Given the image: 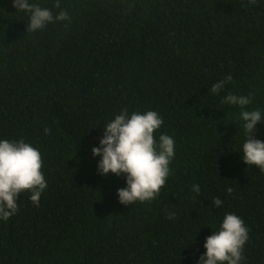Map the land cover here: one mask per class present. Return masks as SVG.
Here are the masks:
<instances>
[{
  "label": "trees",
  "instance_id": "16d2710c",
  "mask_svg": "<svg viewBox=\"0 0 264 264\" xmlns=\"http://www.w3.org/2000/svg\"><path fill=\"white\" fill-rule=\"evenodd\" d=\"M56 2L29 0L70 20L27 32L30 13L0 0V140L37 148L47 183L39 207L24 191L0 220V264H198L228 213L248 229L240 264H264V172L223 102L251 93L244 110L264 120V0ZM125 108L157 112L155 139L175 141L159 194L127 206L125 175H100L91 152ZM252 136L264 142V121Z\"/></svg>",
  "mask_w": 264,
  "mask_h": 264
},
{
  "label": "clouds",
  "instance_id": "9594fccd",
  "mask_svg": "<svg viewBox=\"0 0 264 264\" xmlns=\"http://www.w3.org/2000/svg\"><path fill=\"white\" fill-rule=\"evenodd\" d=\"M255 2L251 0V3ZM54 6L60 8L59 0ZM13 7L30 13L27 32L43 29L54 21L70 20L65 10L54 17L51 10L31 4L29 0H13ZM231 79V75H228L213 84L211 92L219 93ZM251 95L228 94L223 102L241 108L240 116L245 121L247 134L242 146L243 162L264 172V142L252 136L257 123L264 120L259 110H244L251 103ZM162 123V118L155 111H134L129 115L125 108L103 127L99 146L91 149L93 157H101L97 165L100 175H125L127 186L117 190L120 204L127 206L137 201H151L164 186L170 174L169 164L175 155V141L167 134H161L158 141L155 139L154 133ZM44 131L45 134L50 132L49 129ZM42 167L41 154L31 144L23 139L0 140V220L7 221L17 212V200L24 191L31 193V201L39 207L41 194L47 188ZM192 190L199 193V185H193ZM227 191L230 194L232 189ZM222 203L219 197L213 201L216 207ZM174 217V212L168 213V219ZM247 240L248 229L244 221L228 213L218 230L206 237V252L200 256L198 264H240Z\"/></svg>",
  "mask_w": 264,
  "mask_h": 264
}]
</instances>
